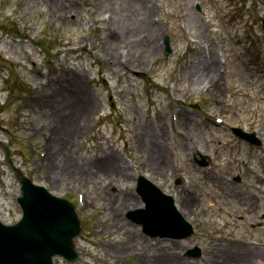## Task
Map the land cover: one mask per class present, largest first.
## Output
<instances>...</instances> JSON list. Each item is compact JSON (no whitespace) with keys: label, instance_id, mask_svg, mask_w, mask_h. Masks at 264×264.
<instances>
[{"label":"rangeland","instance_id":"374dc122","mask_svg":"<svg viewBox=\"0 0 264 264\" xmlns=\"http://www.w3.org/2000/svg\"><path fill=\"white\" fill-rule=\"evenodd\" d=\"M150 1L160 35L137 34L136 41L110 47L108 28L117 25L106 17L120 0H0V220L12 224L20 218L16 198L23 175L73 202L83 222L76 239L78 259L66 263L55 258V264H202L208 253L204 246L233 248L237 239L264 249V182L255 178L256 189L242 191L245 197L239 194V200L233 184L248 153L257 154L254 162L264 172V0ZM199 30L208 39L203 48L197 42ZM110 51L118 52L120 63ZM209 53L218 63L211 74L222 92L238 70L244 97L224 129L209 128L204 135L199 128L203 119L213 124L216 111L227 102L215 86L190 79L188 71L206 65ZM125 55L144 63L128 65ZM83 100L87 108L81 107ZM57 110L70 115L68 121L83 123L82 133H75L68 147L63 144L67 131L56 124ZM80 111H85L83 119ZM175 114L178 119L172 122ZM146 127L163 129L159 143L167 170L146 167L158 164L148 160L139 143ZM238 127L254 134L261 148L231 143L236 138L231 129ZM223 146L236 151L217 156L216 149ZM110 158L114 161L106 166ZM218 158L223 159L220 165ZM75 163L85 170L75 171ZM140 176L172 197L183 177L191 184L196 201L188 207L196 217L180 211L194 228L191 238H152L126 218L144 207L135 191ZM200 207L213 213L208 222ZM227 220L236 224L224 232ZM197 249L198 257L193 256ZM218 262L203 264H225L221 258ZM250 264H264V258L256 256Z\"/></svg>","mask_w":264,"mask_h":264},{"label":"water","instance_id":"95a60500","mask_svg":"<svg viewBox=\"0 0 264 264\" xmlns=\"http://www.w3.org/2000/svg\"><path fill=\"white\" fill-rule=\"evenodd\" d=\"M137 191L146 205L133 216L137 223L152 235L165 227L180 226L182 221L171 200L157 188L140 179ZM22 193L18 199L21 221L11 227L0 224V264H52L54 255L73 261L77 256L73 239L79 233V221L72 205L26 178Z\"/></svg>","mask_w":264,"mask_h":264},{"label":"bare ground","instance_id":"6f19581e","mask_svg":"<svg viewBox=\"0 0 264 264\" xmlns=\"http://www.w3.org/2000/svg\"><path fill=\"white\" fill-rule=\"evenodd\" d=\"M109 2H113V0H108ZM121 5H117L113 2V7L111 8L113 14L109 16V18L106 17L107 22L112 24L111 22L115 23L117 25L116 28H108V36L107 39L109 43L111 44L110 47H115V45L119 46L122 42H126L128 39H133V41H136L138 38L136 37L137 34H142V38H148V37H154L159 36L160 28L155 23L152 13H153V3L150 0H120ZM127 9V10H126ZM133 10H136L138 13L133 15ZM199 34L197 37V42L200 44V47H205L201 43H207L208 39L205 38V31L201 32L200 30L197 31ZM135 37V38H134ZM196 43V42H195ZM153 45V44H152ZM115 52V51H114ZM113 51H110L109 54L114 53ZM114 62L120 63V56L118 55V52H115L114 55L111 56ZM124 62H126L128 65H136L141 66L143 65V60H132L131 58H128L125 56ZM208 59V63L202 67H199L197 70L190 69L189 75L190 79L197 81L198 84H204V85H212L216 87V90L218 93L221 94V96H224V92H222L221 85L219 82H215L213 80L211 72H215L216 67L218 66V63L215 61L213 55L209 53V57H205ZM210 75V77H209ZM210 78V79H209ZM197 84V83H196ZM80 91V90H79ZM85 102L89 103L87 92H84L82 90V94ZM82 100V97H81ZM81 101L80 105L83 108H87L86 103ZM67 101L72 102L71 100L67 99ZM60 110H57L56 114L60 116V119H57V126L61 128V130L67 131L66 140H63V144L65 147H68L70 142L74 140V137L77 135L75 133H82L83 129V123L77 122L74 123L72 121H68V117L70 115H61L59 114ZM85 111H80L78 113L81 114V119L85 117L83 114ZM78 116H74V119H77ZM64 121H60V120ZM85 120V119H84ZM185 127L190 126L189 122L183 123ZM57 126L54 127V132L57 128ZM145 131H143L142 135L138 136L139 143L141 144V147L143 149V152H146L148 156V160H151L153 163L158 162L157 166L155 168H152L150 164H146V167L149 169L151 168V171L157 172L160 170H167L169 164L168 160L166 159V155L164 156V150L163 145H160V140L163 139V137H159L160 134L163 132L162 128H154L153 130L150 129L148 131L149 127H146ZM58 133V130L56 131ZM64 135L59 139L61 140ZM62 144V143H61ZM62 144V145H63ZM184 146V145H183ZM183 146L181 148H183ZM71 161V160H70ZM114 161L112 158L108 159L106 161V166L108 164ZM72 163V161H71ZM70 163L67 162V165ZM75 171H84V165H79L75 163ZM69 166H67L66 169ZM125 167V166H123ZM109 168H112V166H109ZM160 169V170H159ZM181 195V201L180 204L178 203L177 206H179L181 212H189L188 211V205L192 202V198L189 195L188 191L184 188L180 191ZM241 196L245 197V193L240 194ZM248 198V197H247ZM240 202H243V199L240 200ZM253 207V205L250 206V209ZM255 209V207L253 208ZM252 209V210H253ZM251 210V211H252ZM202 243L205 244V242L202 240ZM236 246L232 244L231 246L233 248H226V247H215L213 249L212 246H207L206 250L208 253H204V258L202 259L203 263H211V261L215 260L218 261L219 258L223 259L225 261V264H250L255 259L256 256H261L264 258V250L261 248H258L253 245L246 244L242 240H238L236 242ZM169 254V253H168ZM174 255V253H170L168 257Z\"/></svg>","mask_w":264,"mask_h":264}]
</instances>
